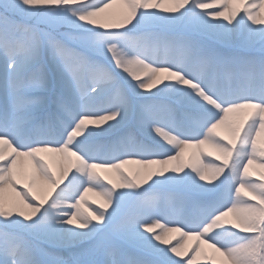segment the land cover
Wrapping results in <instances>:
<instances>
[{
    "label": "snow or ice",
    "instance_id": "6c2138e0",
    "mask_svg": "<svg viewBox=\"0 0 264 264\" xmlns=\"http://www.w3.org/2000/svg\"><path fill=\"white\" fill-rule=\"evenodd\" d=\"M199 258L264 264V0H0V264Z\"/></svg>",
    "mask_w": 264,
    "mask_h": 264
},
{
    "label": "rangeland",
    "instance_id": "374dc122",
    "mask_svg": "<svg viewBox=\"0 0 264 264\" xmlns=\"http://www.w3.org/2000/svg\"><path fill=\"white\" fill-rule=\"evenodd\" d=\"M110 13H112L114 16H117L119 14V6L117 5V6H114L113 9H110ZM191 151L192 150H189V152H191ZM136 168H137L136 165H128L126 170L135 171ZM88 199L89 200H93V199H96V198L93 197L92 194L90 193ZM171 236L175 237V239H172V243L175 244L176 243V239L179 238V234L173 233V234H171ZM189 243H191V241H189ZM199 259H201L202 264H204L203 258H199Z\"/></svg>",
    "mask_w": 264,
    "mask_h": 264
}]
</instances>
